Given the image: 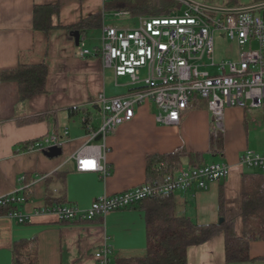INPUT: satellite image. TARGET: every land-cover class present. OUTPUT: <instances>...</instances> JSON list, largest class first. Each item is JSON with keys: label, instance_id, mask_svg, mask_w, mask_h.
<instances>
[{"label": "crops", "instance_id": "obj_1", "mask_svg": "<svg viewBox=\"0 0 264 264\" xmlns=\"http://www.w3.org/2000/svg\"><path fill=\"white\" fill-rule=\"evenodd\" d=\"M214 7H240L258 2H240L237 6H221L194 0ZM105 0H0V74L19 64L45 63L46 91L29 99H21L15 80L0 78V197L23 188L14 195L19 199L18 211L28 216L17 223L8 215H0V264H13L14 243L35 239L38 264H96L94 253L104 239L113 257L141 253L146 246L144 212L137 205L95 216L92 220L62 221L55 213L46 212V197L88 208L100 195L119 193L147 181V157L185 152L182 164L225 163L226 176L209 181L205 189L176 191L179 205L199 223H216L223 217L225 229L204 243L187 249V264H227L225 235L241 236L242 175L247 170L264 171L241 164L247 151L264 153V109L243 106L224 110L221 151L211 153L210 113L204 101L189 108L177 124L155 120L153 102L139 105L133 119L117 126L105 139V160L110 174L100 171L79 172L72 155L90 142L80 113L69 115L71 107L95 110L94 126L100 124V110L94 104L103 92L108 97L127 94L129 78L115 77L100 56H80L79 46L66 27L100 13L98 24L84 30L90 49L101 44L102 28L107 22ZM240 3V5H239ZM58 5L51 17L48 32L33 25L36 5ZM40 114L47 120L23 122ZM96 119L98 123L96 125ZM56 126L61 135L62 153L48 157L40 151H20L26 142L40 139ZM64 128L68 134L63 135ZM212 159L207 161L206 156ZM64 172V175H63ZM24 181H20L21 176ZM264 185V181H263ZM262 185V186H263ZM27 200L22 196L28 191ZM223 192V209L219 212V193ZM58 203V202H54ZM250 260L241 264H264V239L249 243Z\"/></svg>", "mask_w": 264, "mask_h": 264}, {"label": "built area", "instance_id": "obj_2", "mask_svg": "<svg viewBox=\"0 0 264 264\" xmlns=\"http://www.w3.org/2000/svg\"><path fill=\"white\" fill-rule=\"evenodd\" d=\"M217 30L224 31L226 38L239 48L237 59L214 61ZM254 42L256 47L252 46ZM78 46L80 56H100L103 65L113 69L115 77L126 76L131 85L125 95L108 97L103 92L97 95L94 104L100 110V124L94 126L92 119L85 122L90 142L72 155L79 172L100 171L104 177L110 174L104 141L117 126L133 119L136 107L143 103L156 105L154 116L158 123L177 124L189 108L204 101L211 116L213 139L224 131L225 108L264 109V8L223 14L186 5L180 12L175 9L168 15L139 16L136 28L104 25L99 47L88 48L84 37H80ZM207 65L217 70L211 73L200 69ZM67 134L64 128L63 135ZM98 136L101 138L96 141ZM61 138L51 132L22 151L44 152L51 146H60ZM241 164L264 171V153L247 151L241 156ZM227 170L225 163L186 164L160 180L100 195L88 208L66 204L47 207L46 212L55 213L60 219L88 221L128 208L145 196L205 189L209 181L224 178ZM24 179V175L20 177V181ZM22 189L0 197V203ZM7 215L17 223L28 220L20 211ZM111 255V247L104 239L94 253L96 264H116Z\"/></svg>", "mask_w": 264, "mask_h": 264}, {"label": "trees", "instance_id": "obj_3", "mask_svg": "<svg viewBox=\"0 0 264 264\" xmlns=\"http://www.w3.org/2000/svg\"><path fill=\"white\" fill-rule=\"evenodd\" d=\"M263 0H255V2ZM238 0H228L227 6H237ZM240 5V3H239ZM186 5L179 0H105L106 11H123L133 16L142 15H168L178 9L180 12ZM58 13V5H36L33 12V25L35 29L48 32L52 28L51 17ZM100 13L81 19L74 25L67 26L68 33L74 38L73 32L78 31L83 37L84 30L96 26ZM47 66L45 63L19 64L15 68L1 72L2 80H15L19 86L21 99L41 94L46 91ZM95 110L85 107H71L69 115L80 113L82 125L91 119ZM49 115L40 114L29 117L23 122L47 120ZM58 137L59 130L53 126L52 131ZM35 140L23 143L19 150L26 149L35 143ZM222 135L211 138V153L221 151ZM185 152L178 149L169 154H154L147 157V181L160 180L165 174L174 173L182 166ZM202 164V162H198ZM64 175V172H63ZM264 175L259 170H247L242 175V222L243 234L241 236L225 235L224 250L227 264H241L250 260L248 249L253 240L264 239ZM30 188L26 187L28 191ZM176 192V191H175ZM175 192H163L141 198L133 205H137L144 212L146 246L143 252L128 256L113 257L116 264H187V249L209 240L225 229L221 223H199L189 216L179 205V196ZM30 190L22 196V200L29 198ZM47 207L66 205L59 200L46 197ZM54 202H58L55 203ZM19 199L17 196L7 197L0 203V215L18 211ZM132 205V206H133ZM131 207V206H130ZM223 209V192L219 193V212ZM78 219L62 221L72 222ZM37 243L35 239L19 240L14 243L13 264H38L36 257Z\"/></svg>", "mask_w": 264, "mask_h": 264}, {"label": "rangeland", "instance_id": "obj_4", "mask_svg": "<svg viewBox=\"0 0 264 264\" xmlns=\"http://www.w3.org/2000/svg\"><path fill=\"white\" fill-rule=\"evenodd\" d=\"M204 1L210 4H213L215 6H221L225 4V0H200ZM240 2H251L252 0H239ZM264 1V0H263ZM261 2V1H259ZM107 22L120 27V28H136L139 25V16H133L130 14H117L115 12H112L108 14L107 16ZM256 42L252 44L253 47H256ZM239 56V48L236 46V44L232 41H230L228 38H226L224 31L217 30L214 33V54L213 58L214 61L220 62L222 60L227 59H237ZM209 61V60H208ZM200 69L207 70L211 73L215 72L217 69L213 66H205L200 67ZM98 123V119H96V125ZM207 161H211L212 159L216 157H212L211 154H208L206 156ZM216 160V159H214ZM248 168L247 166H245Z\"/></svg>", "mask_w": 264, "mask_h": 264}, {"label": "water", "instance_id": "obj_5", "mask_svg": "<svg viewBox=\"0 0 264 264\" xmlns=\"http://www.w3.org/2000/svg\"><path fill=\"white\" fill-rule=\"evenodd\" d=\"M179 1H181L182 3L186 5L198 7L202 10L218 12V13H223V14L244 12V11H255V10L264 8V1L252 4V5L240 6V7H214V6H209L206 4L196 2L194 0H179ZM73 36H74L75 43L78 45L79 39H80V33L78 31H75L73 32ZM100 138L101 137L98 136L95 138V140L98 141ZM61 153H62V149H61V146L59 145L51 146L46 151H44V154L48 157H56V156H59ZM222 221H223V217H220L218 222L221 223Z\"/></svg>", "mask_w": 264, "mask_h": 264}]
</instances>
